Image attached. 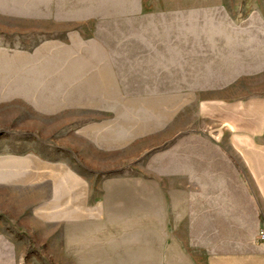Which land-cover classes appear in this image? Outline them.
<instances>
[{"label":"rangeland","instance_id":"rangeland-1","mask_svg":"<svg viewBox=\"0 0 264 264\" xmlns=\"http://www.w3.org/2000/svg\"><path fill=\"white\" fill-rule=\"evenodd\" d=\"M217 150L264 154V0H0V264H161Z\"/></svg>","mask_w":264,"mask_h":264},{"label":"crops","instance_id":"crops-1","mask_svg":"<svg viewBox=\"0 0 264 264\" xmlns=\"http://www.w3.org/2000/svg\"><path fill=\"white\" fill-rule=\"evenodd\" d=\"M216 153L198 162V181H184L181 196L173 195L175 213H168L166 221L174 242L162 253L152 249V263H264V243L255 242L264 230V154L242 157L246 172L241 180L232 153ZM159 218L150 217L152 235L158 233Z\"/></svg>","mask_w":264,"mask_h":264},{"label":"built area","instance_id":"built-area-1","mask_svg":"<svg viewBox=\"0 0 264 264\" xmlns=\"http://www.w3.org/2000/svg\"><path fill=\"white\" fill-rule=\"evenodd\" d=\"M258 241L259 242H264V232H260L258 235Z\"/></svg>","mask_w":264,"mask_h":264}]
</instances>
